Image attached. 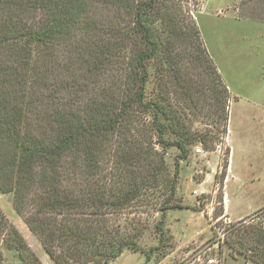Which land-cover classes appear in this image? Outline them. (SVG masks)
Instances as JSON below:
<instances>
[{
  "label": "trees",
  "instance_id": "obj_1",
  "mask_svg": "<svg viewBox=\"0 0 264 264\" xmlns=\"http://www.w3.org/2000/svg\"><path fill=\"white\" fill-rule=\"evenodd\" d=\"M189 1L0 0V190L56 264H112L125 251L149 260L166 247L168 212L189 207L180 161L213 138L193 130L184 103L228 132L230 91ZM156 211L159 244L145 252L138 215ZM242 221L223 243L264 264V227ZM1 243L43 264L3 213Z\"/></svg>",
  "mask_w": 264,
  "mask_h": 264
},
{
  "label": "rangeland",
  "instance_id": "obj_2",
  "mask_svg": "<svg viewBox=\"0 0 264 264\" xmlns=\"http://www.w3.org/2000/svg\"><path fill=\"white\" fill-rule=\"evenodd\" d=\"M184 9L197 22L207 50L229 88L228 132L223 134V124L217 122V116L200 113L184 103L186 119L193 130H211L213 138L208 147L195 143H202L211 152L206 156L210 163H205V157L193 156L194 145L189 157L180 161L177 196L189 207L172 209L167 214L166 247L155 250L149 260L146 253L125 251L112 264H199L197 256L217 239L218 228L228 232L238 222L233 220L229 227L223 219L217 220L224 213V192L231 199L234 218L249 213L239 221L264 227V21L249 18L264 15V0H190ZM154 74L151 68L149 92L155 84ZM178 152L172 147L166 155L172 171ZM201 187L208 190L206 200L193 193ZM194 200L196 206L191 203ZM0 213L20 230L43 264H56L15 210L13 193L0 190ZM138 216L149 223L139 237L140 246L149 252L159 244L155 223L161 213ZM0 248L5 264H21L2 243ZM212 253L222 264H245L243 256L233 253L225 243Z\"/></svg>",
  "mask_w": 264,
  "mask_h": 264
},
{
  "label": "built area",
  "instance_id": "obj_3",
  "mask_svg": "<svg viewBox=\"0 0 264 264\" xmlns=\"http://www.w3.org/2000/svg\"><path fill=\"white\" fill-rule=\"evenodd\" d=\"M210 151H206L203 144L202 143H197L194 145L193 147V156L195 157H205L206 164L210 163V160L206 157L207 154H210ZM218 166V164H216V167ZM215 168V167H214ZM213 168V169H214ZM194 195L206 200L207 197L205 196L208 193V190L205 187H201L198 188L196 190H194ZM221 203H223L224 205V213L222 215H220L217 220L219 221L220 219H223V221L225 223H227L230 227V225L233 223V219L231 218V216L227 213L228 210V205H229V195L228 192H224L223 194V200L221 201ZM206 209H208V207H206ZM214 208L211 210L213 211ZM210 212V210H208V213ZM212 214V212H211ZM227 232L223 229L218 228L216 235H217V239L210 244L202 253H200L197 258L196 261L199 264H222L220 258L218 257V255H214L212 253L213 250H216L217 248L220 247V244L224 242L225 237H226ZM209 252V253H208Z\"/></svg>",
  "mask_w": 264,
  "mask_h": 264
},
{
  "label": "crops",
  "instance_id": "obj_4",
  "mask_svg": "<svg viewBox=\"0 0 264 264\" xmlns=\"http://www.w3.org/2000/svg\"><path fill=\"white\" fill-rule=\"evenodd\" d=\"M231 159V158H230ZM231 165H232V163H231ZM233 166V165H232ZM192 203V205L194 206H196V202H195V200H194V202H191ZM230 204H231V199H229V205H228V210H227V213L231 216V218L233 219V220H239V219H241L243 216H245V215H247V214H249V213H246L245 215H240V216H238L237 218H234L233 216H232V214H231V206H230ZM171 211V210H170ZM169 211V212H170ZM168 212V213H169Z\"/></svg>",
  "mask_w": 264,
  "mask_h": 264
}]
</instances>
